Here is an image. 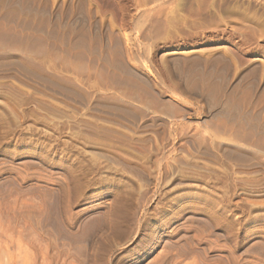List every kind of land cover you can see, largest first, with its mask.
<instances>
[{
  "label": "rangeland",
  "instance_id": "rangeland-1",
  "mask_svg": "<svg viewBox=\"0 0 264 264\" xmlns=\"http://www.w3.org/2000/svg\"><path fill=\"white\" fill-rule=\"evenodd\" d=\"M63 1L0 0V264H264V0H177L174 59L128 60L92 18L75 62L88 6L61 23Z\"/></svg>",
  "mask_w": 264,
  "mask_h": 264
},
{
  "label": "bare ground",
  "instance_id": "bare-ground-1",
  "mask_svg": "<svg viewBox=\"0 0 264 264\" xmlns=\"http://www.w3.org/2000/svg\"><path fill=\"white\" fill-rule=\"evenodd\" d=\"M59 1V0H58ZM63 1V0H62ZM60 0V2H62ZM66 1V0H65ZM64 2V4H60L61 6L63 5L62 9H61V6L59 7L57 13L55 14H58V18L60 19L59 22L64 20L66 21H71V20H74L76 18L77 15H79L78 11L81 9L79 8L80 6L84 5L82 2H76L75 0L72 1V3L70 2V4L66 5V3ZM81 1V0H80ZM177 0H86V4L85 6H88L87 10L85 8V12L83 14V12L81 13V15H83V17L85 16L87 19L85 22H88L87 25V28L86 27H81V29H76L75 27H72L70 25L66 26L65 27V31L67 33V36L71 39L69 43L70 46L73 45L74 48H64L66 51V59L65 61H68L67 57L69 58H73V61L75 62L74 59H83L84 57L87 56V53H85L81 47H84V46H88V48H91L93 44H95L94 46L96 47L97 44H99L98 41H96V39L98 40V38H96L97 35H95L94 31H93V19L94 20L96 19V21H98V18L99 20H101L102 22H100L98 25L100 26V35L103 37L106 38V40L108 42H113L114 40H118L122 47H123V50H124V55L125 57L128 59V60H133L134 57L136 56L137 54V49L140 50V48L142 49L141 51H144V53H146L147 55L151 56L152 59H158V58H164V57H170L172 59L174 58H177L178 56H181V55H186L189 53H192L193 52V48L191 47L192 46V43L194 42L195 40V36L190 34L187 36V38H184L182 41L180 35L178 33H174L173 31V35L170 36V37H165L166 35H164L163 31L165 30V28H167L169 26V24L171 23L170 22V19L173 18L170 16L173 14V13H177V11H174V8L176 6L175 3H176ZM196 1V0H195ZM52 2V0H51ZM55 2V5H56V0H54ZM59 4V3H58ZM82 4V5H81ZM43 5V4H42ZM59 5H57L58 7ZM178 6V5H177ZM194 6V5H193ZM44 7V5H43ZM84 8V7H83ZM177 8V7H176ZM175 8V9H176ZM56 9V8H55ZM178 9V8H177ZM11 10V9H10ZM193 10V9H191ZM39 11V10H38ZM80 11H83V10H80ZM6 12V11H5ZM56 12V11H55ZM93 12V13H92ZM191 12V11H190ZM180 13V12H179ZM193 13V12H192ZM33 14V13H32ZM53 15H54V12H53ZM106 15H108V20H109V26L108 28V31L106 29H104V22L103 20V17H105ZM175 16V14H173ZM191 16V15H190ZM196 16V15H195ZM23 17V16H22ZM82 17V18H83ZM25 18V17H24ZM29 18V17H28ZM178 18V17H177ZM31 19V18H30ZM181 19V18H180ZM193 19V18H192ZM43 20V19H42ZM57 20L56 19V23H57ZM83 20V19H82ZM33 21V20H32ZM55 21V20H54ZM65 21V23H66ZM92 21V22H91ZM95 21V22H96ZM106 21V20H105ZM178 21V20H177ZM182 21V20H181ZM180 21V22H181ZM73 23V21H71ZM74 22L76 23V19L74 20ZM78 22V21H77ZM83 22V21H82ZM81 22V23H82ZM94 22V23H95ZM173 22V21H172ZM175 22H176V19H175ZM173 22V23H175ZM1 23V22H0ZM4 23V22H3ZM37 23V22H36ZM54 24H51V26L53 25H57L55 24V22H53ZM64 23V22H63ZM68 23V22H67ZM106 23V22H105ZM108 23V21H107ZM106 23V24H107ZM70 24V23H69ZM105 24V25H106ZM181 24V23H180ZM187 24V23H186ZM96 25V26H98ZM172 25V24H170ZM190 25V24H189ZM2 24L0 25V55H8L10 54L9 52L10 49H9V44L6 43V40L7 38L9 37V30H7V33H6V29L5 31L3 30L2 28ZM53 30L51 29V32L53 31L54 33L58 34L60 31H57V27H53ZM81 26V25H80ZM176 26V25H175ZM181 26V25H180ZM107 27V25H106ZM187 27V26H186ZM2 28V29H1ZM193 28V27H192ZM55 30V31H54ZM171 30V27L169 29V31ZM97 31H99L97 29ZM96 31V32H97ZM178 31V30H177ZM196 31V30H195ZM39 32V31H38ZM167 32V31H165ZM10 33L12 34V32L10 31ZM17 33V32H16ZM170 33V32H168ZM184 33V32H183ZM61 34V33H59ZM98 34V33H97ZM15 35V34H14ZM25 35V34H24ZM33 35V34H32ZM52 35V34H51ZM18 36V35H17ZM30 36V35H29ZM37 36V35H36ZM55 36V34H54ZM59 36V35H58ZM57 36V37H58ZM39 37V35L37 36ZM53 37V36H52ZM66 36L63 35L62 38H64ZM68 37L66 39H68ZM238 37V36H237ZM17 38V37H16ZM20 38V36H19ZM41 38V36H40ZM61 38V36H60ZM210 38V37H209ZM14 39V38H13ZM29 39V38H28ZM42 39V38H41ZM17 40V39H15ZM19 40V39H18ZM17 40V42H18ZM33 40V39H32ZM55 40V39H54ZM61 40V39H60ZM63 42H64V39H62ZM39 41V40H38ZM52 41V42H51ZM50 42L53 43V38ZM66 41V40H65ZM69 41V40H68ZM33 42V41H32ZM43 42V41H42ZM97 42V43H96ZM184 42V43H182ZM56 43V42H55ZM60 43V41H59ZM66 43V42H65ZM17 44V43H16ZM31 43L27 44L26 46H29ZM67 44V43H66ZM65 44V45H66ZM104 44V43H103ZM102 44V45H103ZM187 45L189 46L190 48H183L182 46L184 45ZM53 45V44H52ZM51 45V46H52ZM64 45V46H65ZM50 46V47H51ZM63 46V44H62ZM93 46V48H94ZM239 46V45H238ZM237 46V47H238ZM67 47V45H66ZM59 48V46H58ZM57 48V49H58ZM77 50H76V49ZM85 48V47H84ZM98 48V46H97ZM23 48H21L22 50ZM60 49V48H59ZM19 51V49H13V51ZM50 50V49H49ZM52 50V49H51ZM62 50V49H61ZM87 50V49H86ZM241 50V49H240ZM56 51V49H55ZM59 51V50H58ZM64 51V50H63ZM140 51V52H141ZM54 52V51H53ZM103 52V51H102ZM107 52V51H106ZM58 53V52H57ZM64 53V52H63ZM62 53V54H63ZM21 54V53H20ZM52 54V53H51ZM60 54V52H59ZM107 54V53H105ZM235 56H237V59L239 57V59L242 61L244 59V57L239 54V53H236L235 51ZM65 55V54H64ZM187 55V56H188ZM18 56V55H17ZM52 56V55H51ZM215 56V55H214ZM54 57V56H53ZM94 55L92 56V63H95L96 62V56H95V59L93 58ZM114 57H117V55H114ZM113 57V58H114ZM143 57V56H142ZM144 57L145 54H144ZM206 57V56H205ZM208 57V56H207ZM31 56L29 54H27V56L25 57V61L27 60L28 63L29 61L32 62L31 60H34V59H30ZM52 58V57H51ZM91 58V57H90ZM169 58V60H171ZM179 58V57H178ZM198 58V57H197ZM15 59V58H14ZM85 59V58H84ZM91 59V60H92ZM102 59V58H101ZM116 60V58H114ZM238 59V60H239ZM246 59V58H245ZM244 59V60H245ZM62 60V59H61ZM90 60V61H91ZM106 60V58H105ZM113 60V59H112ZM120 60V59H119ZM37 61V60H36ZM83 61V60H80V62ZM86 61V59L84 60ZM118 61V60H117ZM157 61V60H156ZM162 61V60H161ZM7 62V61H6ZM39 62V61H38ZM36 62V63H38ZM55 62V61H54ZM63 62V61H62ZM79 62V61H78ZM79 62V63H80ZM168 62V61H166ZM189 62V61H188ZM188 62L186 64H188ZM200 62V61H199ZM218 62V61H217ZM2 63V62H1ZM41 63V62H40ZM83 63V62H82ZM102 62H100L101 64ZM129 63V62H128ZM202 63V62H201ZM251 63V62H250ZM27 64V63H26ZM31 64V63H29ZM57 64V63H56ZM55 64V66H56ZM65 64V63H64ZM68 64V67L71 68V69H75L76 71L79 70L81 71V67L78 68V66H76L74 68V65H72L73 63H67ZM90 64V62H89ZM103 64V63H102ZM182 64V63H181ZM191 64V63H190ZM199 64V63H198ZM42 65V64H41ZM39 65V66H41ZM54 65V64H53ZM58 65V64H57ZM91 65V64H90ZM94 66V64H92ZM91 65V66H92ZM96 65V64H95ZM164 65V64H162ZM183 65V64H182ZM223 65V64H222ZM28 66V65H27ZM86 66V65H85ZM187 66V65H186ZM101 68V65L99 66ZM164 66H162L163 68ZM190 67V66H189ZM48 68V67H47ZM58 68V67H56ZM63 67H61L62 69ZM105 68L102 66V69ZM158 68V66H157ZM166 68V67H165ZM191 68V67H190ZM50 69V68H49ZM54 69V67H53ZM66 69V68H65ZM94 69V68H93ZM106 69V68H105ZM159 69V68H158ZM35 70V69H34ZM64 70V68H63ZM63 70H62V73H63ZM68 70V69H67ZM107 70V69H106ZM168 70V69H166ZM175 70V69H174ZM188 70V68L186 69ZM52 71V70H51ZM58 71V69H57ZM70 71V70H69ZM111 71V70H110ZM45 72V70H44ZM61 72V71H59ZM67 72V71H66ZM74 72V71H73ZM92 72V71H91ZM90 72V73H91ZM109 72V71H108ZM160 72L163 74V72H165V69L163 70L162 72V69H160ZM158 71V73H160ZM42 73V72H41ZM65 73V72H64ZM68 73V72H67ZM115 73V72H114ZM155 73V72H154ZM167 73V72H166ZM52 74V72H51ZM54 74V73H53ZM61 74V73H60ZM74 74V73H73ZM92 74V73H91ZM100 74H103V71L102 73ZM117 74V73H116ZM139 74V73H138ZM46 75V74H45ZM67 75V74H66ZM70 75V74H69ZM76 75V74H74ZM109 75V73H108ZM44 76V75H43ZM53 76V75H52ZM55 76V75H54ZM54 76L52 79H54ZM63 76V75H62ZM77 76V75H76ZM80 76V74L78 75ZM77 76V78H78ZM89 76V75H88ZM92 76V75H91ZM49 77V76H48ZM51 77V76H50ZM85 77V76H83ZM101 77V76H100ZM110 77V75L108 76ZM56 78H57V75H56ZM58 78H60V76H58ZM57 78V79H58ZM76 78V79H77ZM91 78V77H89ZM128 78V77H127ZM64 79V78H63ZM67 79V78H66ZM74 78H70L69 80H72ZM79 79V78H78ZM104 79V78H103ZM84 80V79H83ZM171 80V79H170ZM62 81V80H61ZM78 81V80H76ZM86 81V80H85ZM109 81V80H108ZM72 82V81H71ZM84 82V81H83ZM82 82V84H83ZM99 82V81H98ZM198 82V81H197ZM67 83V81H66ZM79 83V82H78ZM88 83V82H87ZM217 83V82H215ZM214 83V84H215ZM71 84V83H69ZM200 84V83H199ZM207 84V83H206ZM73 87H76L78 85H75V84H72ZM130 85V84H129ZM175 85H177L175 83ZM212 85V84H211ZM94 86V84H93ZM217 86V85H216ZM224 86V85H223ZM85 87L86 84H85ZM101 87V86H100ZM120 87V86H119ZM134 87V86H133ZM132 87V88H133ZM77 88V87H76ZM93 88V87H92ZM108 88V87H107ZM123 88V87H122ZM131 88V89H132ZM176 88V87H175ZM217 88V87H216ZM79 89V87H78ZM120 89V88H119ZM199 89V88H198ZM71 90V89H70ZM83 90V89H82ZM148 91V90H147ZM181 91V90H180ZM190 92V91H189ZM223 92V91H222ZM85 93V92H84ZM152 93V92H151ZM141 94V93H140ZM217 94V92H216ZM154 95V94H153ZM211 95V93H210ZM86 96V95H85ZM150 96V95H149ZM88 97V96H87ZM155 97V96H154ZM91 98V97H89ZM97 98V97H96ZM148 98V97H147ZM157 98V97H155ZM112 99V98H111ZM153 99V98H151ZM218 99V98H217ZM113 100V99H112ZM115 100V99H114ZM117 100V99H116ZM155 100V99H154ZM86 101V100H85ZM104 101V100H103ZM107 101V100H106ZM104 101V102H106ZM109 101V100H108ZM157 101V100H155ZM93 102V101H92ZM96 102V101H95ZM98 102V101H97ZM110 102V101H109ZM118 102V101H117ZM160 102V101H159ZM229 102V101H227ZM100 103V102H99ZM113 103V102H112ZM138 103V102H137ZM117 104V103H116ZM122 104V103H121ZM120 104V105H121ZM126 104V103H124ZM108 105V104H107ZM126 106V105H125ZM132 106V105H131ZM119 108V107H118ZM128 108V107H127ZM132 108L135 109V107L132 106ZM137 108V107H136ZM149 108V107H148ZM139 109V108H138ZM151 109V108H150ZM132 110V109H131ZM137 110V109H136ZM127 111V110H126ZM143 111V110H141ZM140 111V112H141ZM145 113V112H144ZM161 113V112H160ZM143 112L140 113V115H142ZM167 114V113H166ZM144 116V115H143ZM147 117H149L147 115ZM151 117V116H150ZM175 117V116H174ZM155 120V119H154ZM162 124V123H161ZM252 135V134H251ZM259 138V137H258ZM250 140V139H249ZM256 140V139H255ZM196 141V140H195ZM199 141V140H198ZM258 141V140H257ZM264 142V141H263ZM258 143V142H257ZM262 143V142H261ZM221 145V143H219ZM256 144V143H255ZM224 146V144H222ZM221 145V146H222ZM264 145V144H263ZM257 147V146H255ZM224 148V147H223ZM235 148V146L233 147ZM239 148V147H238ZM219 149V148H218ZM226 149V148H225ZM236 149H237V146H236ZM242 149V148H241ZM262 149V148H261ZM247 151V150H246ZM218 152V151H217ZM232 152V151H231ZM237 152V151H236ZM253 153V152H252ZM232 155V154H231ZM226 156V155H225ZM254 156V155H253ZM256 156V155H255ZM260 156V155H259ZM262 158V157H261ZM255 161V160H254ZM258 164V163H257ZM262 193V192H261ZM250 195V194H249Z\"/></svg>",
  "mask_w": 264,
  "mask_h": 264
}]
</instances>
